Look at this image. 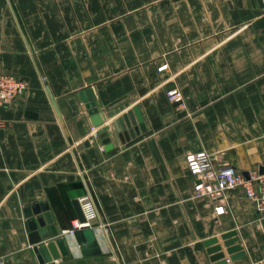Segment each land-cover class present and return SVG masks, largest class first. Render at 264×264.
<instances>
[{
	"label": "crops",
	"instance_id": "0c3cea01",
	"mask_svg": "<svg viewBox=\"0 0 264 264\" xmlns=\"http://www.w3.org/2000/svg\"><path fill=\"white\" fill-rule=\"evenodd\" d=\"M0 72L28 82L0 108V264H40L34 248L55 241L52 226L68 234L86 197L80 230L100 254L75 243L48 264H216L213 238L227 264H264L255 204L234 190L218 215L185 160L207 152L217 166L264 171V0H0ZM125 115L131 127L117 131ZM38 216L46 227L33 244ZM233 231L236 261L222 238Z\"/></svg>",
	"mask_w": 264,
	"mask_h": 264
},
{
	"label": "built area",
	"instance_id": "2783aa9c",
	"mask_svg": "<svg viewBox=\"0 0 264 264\" xmlns=\"http://www.w3.org/2000/svg\"><path fill=\"white\" fill-rule=\"evenodd\" d=\"M28 89V82L17 76L0 72V108L12 104ZM171 102L181 103L184 97L180 90L172 89L168 92ZM188 170L194 177V191L197 197H207L216 207L218 215L224 213L225 197L231 191L242 189L247 198L252 201L259 214L264 218V174L252 172L247 178L242 172L231 165L217 166L213 155L207 152H188L185 156ZM81 206L87 217L92 208L91 200L86 197ZM87 224L79 220L73 224L68 235L83 229Z\"/></svg>",
	"mask_w": 264,
	"mask_h": 264
},
{
	"label": "water",
	"instance_id": "95a60500",
	"mask_svg": "<svg viewBox=\"0 0 264 264\" xmlns=\"http://www.w3.org/2000/svg\"><path fill=\"white\" fill-rule=\"evenodd\" d=\"M81 99L85 103L86 108L89 112V114L92 117V121L96 127L100 129L101 137L104 139V143L108 144L109 141V132L107 131V128H101L103 125V119L101 118V115L99 113L98 108L96 107V102L94 100V97L92 95L91 91H88L86 93L81 94ZM76 113H79L78 108L76 106V103L73 101L71 103ZM120 112V108H116L112 110L111 116H114L116 113ZM134 112L136 114L138 122L141 124V127L144 128L143 125V118L141 116L139 108H135ZM114 126L117 131H120L121 129H125L126 126L131 127V122L129 120L128 115L123 116L120 118L117 122L114 123ZM260 174H264V171H261ZM247 178H249L248 174H245ZM76 213L78 220L82 223H85L87 221L86 216L84 214V211L82 209V206L79 201L74 202ZM47 206L45 204L41 205H35L32 208H29L26 210V215L31 216L32 214H37L41 212L42 210H46ZM47 221L49 223H53V218L51 214H46ZM28 225L30 230L33 232L31 236V240L33 244H38L41 242V237L39 236L38 229L39 226L41 228L46 227V221L43 216H38L35 218H29L28 219ZM52 236L55 237V241L48 242L47 244H42L39 246H36L34 248V252L39 260L40 264H48L52 262L53 260H57L60 258L61 255L68 256L69 250L71 247L77 243L82 253L85 256H92V255H98L100 254V248L98 245V242L95 240V238L91 239L87 236L84 230H78L75 232V234L72 235H62L59 233V231L55 228V226H52L50 228ZM223 240L225 241V245L228 248V253L231 255V260L236 261L242 257L245 256V253L242 250V247L237 244L238 237L237 233L235 231L226 233L222 236ZM207 246L209 247V254L211 255V259L216 264H227V260L225 259V254L222 251V246L218 245V239L213 238L207 242ZM61 252H58V249Z\"/></svg>",
	"mask_w": 264,
	"mask_h": 264
}]
</instances>
